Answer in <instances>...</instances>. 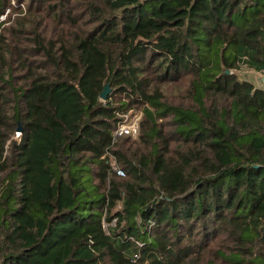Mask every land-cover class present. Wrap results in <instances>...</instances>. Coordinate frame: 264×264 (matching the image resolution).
<instances>
[{
	"label": "trees",
	"instance_id": "obj_1",
	"mask_svg": "<svg viewBox=\"0 0 264 264\" xmlns=\"http://www.w3.org/2000/svg\"><path fill=\"white\" fill-rule=\"evenodd\" d=\"M242 63L264 73V0H0V264H264Z\"/></svg>",
	"mask_w": 264,
	"mask_h": 264
},
{
	"label": "built area",
	"instance_id": "obj_2",
	"mask_svg": "<svg viewBox=\"0 0 264 264\" xmlns=\"http://www.w3.org/2000/svg\"><path fill=\"white\" fill-rule=\"evenodd\" d=\"M3 19H5L4 16H3ZM142 116H143L142 112L135 113V114L128 112L127 114H125L123 116V119L119 122L117 128L114 130L115 138H119L127 134L137 135L139 133V123H140V120L142 119ZM16 134H17V138H21V132L17 131ZM110 162H111L112 168L116 170L119 175L121 176L126 175L125 171L119 168V166L117 165L116 159L113 155L111 157ZM113 221H115V219ZM138 244H140V246L142 245V243H138ZM139 257L140 255L136 254L132 260L136 261Z\"/></svg>",
	"mask_w": 264,
	"mask_h": 264
},
{
	"label": "rangeland",
	"instance_id": "obj_3",
	"mask_svg": "<svg viewBox=\"0 0 264 264\" xmlns=\"http://www.w3.org/2000/svg\"><path fill=\"white\" fill-rule=\"evenodd\" d=\"M233 71L236 72L239 75L240 78H242V79L244 78V79L250 80L258 87L262 86V78L264 76L263 72L256 71V70L248 67L245 63H242V65L238 69H233ZM164 89H166V91H168V93H172L173 92L169 88L168 85H165ZM130 113H132V112H130ZM136 113H140V112H136ZM17 131L20 132V130H17ZM138 135H139V133L137 135H132V136L134 138H137ZM16 137H17V134H16ZM115 222H116V219H115V221H112V224H115ZM106 226H107V224H106Z\"/></svg>",
	"mask_w": 264,
	"mask_h": 264
},
{
	"label": "water",
	"instance_id": "obj_4",
	"mask_svg": "<svg viewBox=\"0 0 264 264\" xmlns=\"http://www.w3.org/2000/svg\"><path fill=\"white\" fill-rule=\"evenodd\" d=\"M227 72H231L230 70H228ZM110 84L109 83H107L106 84V86L104 87V89H103V91L101 92L102 94H101V98L103 99V100H106L107 99V97H108V95L110 94L109 92H110ZM21 129H22V127H21V125L18 127V130H20L21 131Z\"/></svg>",
	"mask_w": 264,
	"mask_h": 264
}]
</instances>
